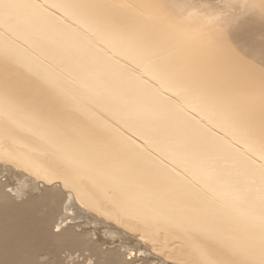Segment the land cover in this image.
Instances as JSON below:
<instances>
[{"label":"bare ground","instance_id":"bare-ground-1","mask_svg":"<svg viewBox=\"0 0 264 264\" xmlns=\"http://www.w3.org/2000/svg\"><path fill=\"white\" fill-rule=\"evenodd\" d=\"M50 249L264 264V0H0V264Z\"/></svg>","mask_w":264,"mask_h":264},{"label":"rangeland","instance_id":"rangeland-1","mask_svg":"<svg viewBox=\"0 0 264 264\" xmlns=\"http://www.w3.org/2000/svg\"><path fill=\"white\" fill-rule=\"evenodd\" d=\"M11 190L10 189H8V192H10ZM55 232H59V230H58V228H55V230H54ZM8 247V245H6V248ZM7 249H9V248H7ZM104 251L107 249V247L106 246H103V248H102ZM53 250V252H52V255H53V258L54 257H56L55 259L56 260H51L50 262H48V263H44V262H38L37 264H58L57 262H59V264H71L70 262H66V261H64V259H65V257H66V255L68 254V251L67 250H63V251H57V250H54V249H50V252ZM56 253H57V255H56ZM61 253V254H60ZM51 254V253H50ZM5 256H7L6 254H5ZM61 256V257H60ZM62 259V262H61V259ZM60 261H59V260ZM56 262V263H55ZM30 264H32V263H30ZM75 264H77V263H75Z\"/></svg>","mask_w":264,"mask_h":264}]
</instances>
